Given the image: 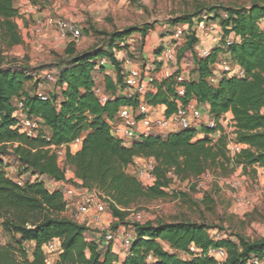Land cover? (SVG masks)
I'll return each instance as SVG.
<instances>
[{"label": "trees", "instance_id": "1", "mask_svg": "<svg viewBox=\"0 0 264 264\" xmlns=\"http://www.w3.org/2000/svg\"><path fill=\"white\" fill-rule=\"evenodd\" d=\"M220 11L227 15L220 22L225 37L233 34L240 39L228 51L245 71V77H228L217 86L210 85L207 79L218 60L219 49L201 58L194 50L198 43L196 36L190 43L191 57H195L190 60L194 63L192 79L184 84L186 97L182 102L195 100L199 105H208L209 115L217 121L227 113L232 114L237 139L245 146L234 157L229 154L225 137L213 142L209 138L212 130L208 128L204 138L198 140L193 128L166 136L158 133L139 136L132 140L131 146L126 145L131 141H122L111 134L108 122L116 118L119 110L140 105L139 97L118 95V87L125 88L124 75L113 53L120 48V42L141 30L137 27L101 33L106 36V44L83 53H78L76 44L70 43L65 52L67 59L56 66L55 87L60 91L47 101L25 89L30 79L27 74L37 69L0 68V219L3 231L12 238L8 244L0 242V264H47L44 247L55 240L60 241L61 249L55 264H249L252 258L264 260V240L250 242L236 234L216 239L210 231L217 227L194 222L134 224L136 238L120 260L105 242L107 233L98 234L97 241L88 240L89 228L65 215L62 191H50L42 180L66 182L53 146L67 145L82 137L80 150L66 152V165L74 170L80 183L69 182L81 190L89 193L96 190L106 196L108 208L120 219L113 227L116 232L120 225H127L124 222L127 211L140 200L167 196L172 174L185 182L216 169L225 174L236 168H242L245 174L264 169V2L244 8H212L210 14ZM200 15L175 23L190 24ZM18 16L14 0H0V31L6 32L13 44L21 43L15 23ZM141 32L146 37L147 29ZM103 58H109L118 71L117 84L107 80L106 93L110 97L106 103L94 93L93 72L96 66L104 67L100 65ZM175 88L173 79L164 80L156 93L146 95L145 102L151 106L166 105V116L170 117L179 108ZM16 98L24 100L29 117L39 118L48 128L50 140L41 136L31 138L20 131L14 117ZM218 129H222L220 124ZM5 156L14 158L23 174L29 173L36 179L21 186L8 178L1 165ZM142 158L156 163L153 186L145 187L126 172L129 165ZM31 242L35 246L30 257L24 244ZM191 245L201 253L185 260L181 254H189ZM212 249H225L226 260L218 263L210 255Z\"/></svg>", "mask_w": 264, "mask_h": 264}, {"label": "rangeland", "instance_id": "2", "mask_svg": "<svg viewBox=\"0 0 264 264\" xmlns=\"http://www.w3.org/2000/svg\"><path fill=\"white\" fill-rule=\"evenodd\" d=\"M106 1L113 2L110 4L111 9L115 5L121 4L116 14L105 16L103 21H106L109 27H115L116 31L130 27L141 29L129 37L134 41L132 42L133 44L139 46L138 50L140 51L136 55L128 54L131 60L142 63L147 62L142 59L143 49L147 46L157 49L163 44L161 39L171 37L170 44L167 46H177V49H179L177 50V65H180L181 62H188L187 59L190 61L195 58L191 57L190 43L193 38L196 39V36L198 41L200 39L201 43H204L211 35L213 37L222 33L221 41L223 42H220V45L223 46L225 35L220 22L227 15L221 11L210 14V9L216 8L218 10L219 7L244 8L250 7L257 2H264V0ZM197 13H201V15L193 18L191 25L175 23L178 19L194 16ZM218 15L219 18L217 19ZM202 22H204V29L200 28ZM145 29H147L146 37L141 32ZM179 29L185 31V36L176 43L173 41V37ZM90 31L93 32L92 27ZM212 37L211 40L213 39ZM68 41L71 43L70 40ZM106 42V36L103 37V35L93 32L91 37L83 34V39L79 44L80 47L83 45V47L93 46L94 48L105 45ZM175 44L177 45L175 46ZM19 46H21V43L13 44L6 32L0 31V68L22 69L31 67L33 70H42L49 67L53 69L62 60L67 59L66 54L62 50H51L46 58L47 60L45 59L42 65L29 66L25 64V59L17 56V52L21 50ZM123 48L126 49L128 47ZM164 49L165 46L160 47L157 53L163 52ZM157 67L160 68L158 65ZM51 85L53 84L46 83L42 91L55 90V85L53 86L54 88ZM34 87L32 82L26 81L25 89L28 92H33ZM2 159V170L14 178L12 171L4 169L6 165H14V160L8 156ZM170 177H172L173 181L170 184V188L166 190L167 196L159 199L144 198L140 200L127 211L124 218V222L127 225H120L116 232L127 234L136 223L150 222L156 225L159 223L194 222L217 227L210 231V235L213 238L218 237V235L222 238L236 234L250 242L264 240V172L262 170L256 169V173L245 174L242 168H236L225 174L221 170L216 169L207 172L199 178L185 182H181L173 174ZM71 184L74 185V182ZM138 216H140V219ZM89 217L90 214L83 216L85 225H89L90 233H96L100 236L108 232H114L113 227L120 223V219L114 217L110 208H108V211L98 223L93 219L91 224H87L86 219ZM11 241L10 235L4 234L0 229V242L8 244ZM24 246L31 257L34 246L28 243L24 244ZM165 247H168V245L165 244ZM44 251L47 264H55L60 252L57 251L50 254L47 249ZM121 257L119 256V259ZM181 257L185 260L190 259L186 254H181Z\"/></svg>", "mask_w": 264, "mask_h": 264}, {"label": "built area", "instance_id": "3", "mask_svg": "<svg viewBox=\"0 0 264 264\" xmlns=\"http://www.w3.org/2000/svg\"><path fill=\"white\" fill-rule=\"evenodd\" d=\"M37 9L38 4L33 2L31 5L22 10L21 15H32L37 11ZM47 24L57 33L60 38L70 40L71 43L73 42L77 44L83 39L82 29L73 22L61 18H50ZM200 28H205L204 22H202ZM38 32H40V29H38ZM221 35L222 33L213 36L212 41L214 43L221 44L220 42H223L221 41ZM184 36L185 31L183 29H179L173 37V41L177 43ZM224 38V44L221 46L223 49V54L212 66L211 74L207 79L208 83L212 86H217L224 78L245 77V71L237 64V62L234 61L232 55L228 51L229 47L235 43H238L240 39L233 34ZM128 41L131 43L134 42L130 38ZM176 48L177 47L174 46L167 47L164 49L159 60L155 62H149L144 68L134 67L125 72V88H128L134 93V95H138L139 97L138 99L140 101V105L137 106L139 116L136 118L132 117L130 107H122L119 110L116 118L108 122L111 134L122 141L129 142L134 140L137 136L146 137L159 132L174 133L186 129H193L196 126H204L205 128L212 130V133L209 134V138L213 142H217L223 136L225 137L229 154L231 157H234L235 155L239 154L242 149L245 148V146H243L237 139V128L233 117L228 119L227 114L229 113H227L223 115L218 121L211 116L205 119L200 107L197 106L193 101L186 104L182 102V100L186 97V89L184 84L192 79L190 72L194 66L188 62L184 64L185 71H190L188 72L189 76L187 77L186 72H184L183 69L177 65ZM211 51L212 50L210 49H205L200 53L199 56L201 58L208 57L211 54ZM157 63L161 64L162 69L160 70L163 72V81L173 79L176 83V103L179 105V108L170 117H147L149 105L145 102V97L149 93V84L153 83L154 81L151 74L155 71L157 72ZM105 64L106 60H102L100 62L101 66ZM36 79H45L48 83H51L55 86L57 84V76L55 74L37 73ZM94 93L100 98L102 103H106L110 97V95L106 93V90L103 89V87L100 86L96 81ZM37 95L43 101H47L50 98V96L44 92H39ZM13 104L16 108L14 117L16 118L18 127L23 134L31 138H37L41 136L47 140H50L49 130L43 124V122L39 118L29 117L26 114L25 104L22 98H16ZM225 123H227V127L230 129L228 133H225L223 130ZM219 124L222 129H218ZM212 134L217 136L216 141L213 140ZM82 141L83 138L78 137L67 145L60 147L53 146V149L56 151L58 156L59 167L65 172L67 185L62 193L66 203V210L75 205L78 216L83 218L84 215L90 214V217L86 219L87 224H91L93 219L98 223L100 222L101 217L108 211L106 196L96 190L91 193L81 190L69 182L74 181V178L70 176L72 169L66 165V152L67 149H70L72 153L80 150ZM155 166L156 163L153 159H145L143 162L135 161L133 164L128 166L126 172L139 180L145 187H150L156 182V177L154 175ZM24 175H27L28 177L31 176L29 173ZM6 176L21 186H23L28 181L24 179V177L20 176L12 178L8 175V173H6ZM34 179L36 178L34 177ZM138 218L140 219V216H138ZM135 238L136 232L133 228L127 234L120 232H108L105 235V242L111 245L113 253H115V249L118 245L123 247V251L126 252L131 247ZM216 238L221 239V236L218 235ZM45 249H47L50 254L57 251L61 253L60 241L55 240L50 242L44 247V250ZM189 250L190 255L186 254L189 257L191 255H198L201 253V250L195 245H191ZM210 255H212L218 263H223L227 258V251L225 249H212L210 251ZM249 264H264V260L252 258Z\"/></svg>", "mask_w": 264, "mask_h": 264}, {"label": "crops", "instance_id": "4", "mask_svg": "<svg viewBox=\"0 0 264 264\" xmlns=\"http://www.w3.org/2000/svg\"><path fill=\"white\" fill-rule=\"evenodd\" d=\"M33 2L38 4L37 11L29 16L21 15L22 10L28 7L29 5H31ZM111 3L113 2L112 1L108 2L106 0H67V1L65 0H39V1L37 0H14V5L19 10V16L15 19V23L17 24L18 33L21 38V46H19L20 47L19 49L21 50L17 52V56H19V58L25 59L24 60L25 64L29 66H34V65L39 66V64L42 65V63L48 57L51 50H55V51L62 50L65 54L66 49L68 48L70 42L68 40L60 38L57 35V33L48 26L47 23L50 18H61V19L77 24L82 29L83 34L85 36L87 35V37H91L93 35V32H95L98 35H101V33L111 34L115 32L116 31L115 27H109L106 21H103L105 20L106 15L116 14L118 8L121 5V4L118 6L115 5L111 9V6H110ZM91 27L93 28V32L90 31ZM38 29H40V32H38ZM121 30L123 29H119L117 31H121ZM103 37L105 36L103 35ZM211 37L212 35L204 43L203 42L201 43V40L199 39L198 43L194 46V50L197 53H201L205 49H210V50L219 49V52H218V59H219L223 54V49H221L220 44L214 43L211 40ZM170 38L171 37H165L161 39V43H163L164 45L163 44L160 45L157 49L153 48L154 49L153 50L152 47L150 46L145 47L143 49V55H142V59L147 61L145 63L131 60L128 57V54L136 55V53L138 52L140 53V51L138 50L139 49L138 45H135L129 42L128 39H125L124 41L120 42V48L113 50V53L117 61L120 63L122 74L124 75L125 72L131 68H134V67L144 68L145 65H147L149 62H155L159 60L163 52L160 51L159 53H157V51L159 50L160 47H163V46H165V48L169 47L167 45L170 44V40H171ZM176 45L177 44H175V46ZM123 47H128V48L125 49ZM91 48H93V46L83 47V45H81L80 47L79 43L76 44V50L78 53L86 52L90 50ZM65 56L67 57V55ZM102 60H106V64L104 65L103 68L96 66L93 72V75H94L95 81L100 86H102L103 89L106 90L108 79H110L113 83L117 84L118 71H117V67L113 65L112 61L109 58H103ZM186 62L185 63L181 62L180 65H181V69H183V71L186 72V76L188 77L189 76L188 72L190 71H185L184 69V64H186ZM188 63H191L194 66V63L192 61H188ZM158 66H160V68H157V72L155 71L151 74L154 81L153 83L149 84V93H156L158 90V86L163 82V79H162L163 72L160 70L162 69L161 64L159 63ZM37 72L42 73V74L44 73L57 74V68L55 67L53 69L52 68L50 69L49 67H46V68H43L42 70L39 69ZM37 72H31L27 74V76L30 78L28 81L32 82L35 86L33 88L34 90L33 92L32 91L28 92L26 90V92L29 93L30 95L43 92L42 91L43 86L46 83H48L45 79H36ZM53 86L54 85H51V87ZM64 88H66V86ZM118 89H119L118 95L121 94L129 98H135V99L136 97H138V95H134V93L128 88H124L123 90H121L118 87ZM46 91L44 93H47L49 96H51V94L53 95L55 93H58L60 91V88L55 87V90L51 89V90H48L47 92ZM193 102L197 106L200 107L205 119L210 117L208 105H199L197 101L195 100ZM128 107H130L132 117L136 118L139 116L137 107L135 106H128ZM166 111H167L166 105H157V106L149 105L147 117H151V118L163 117V116H166ZM263 113H264V109H263ZM227 117L228 119H230L233 116L231 113H229L227 114ZM194 129L197 131L196 140L204 138L205 136L204 131L206 129L204 126H196L194 127ZM223 130L225 131V133H228L230 131V129L227 127V123L224 124ZM158 134L166 136L169 133L159 132ZM212 137H213V140L215 141L217 140L216 135L212 134ZM132 144H133V141L126 143L127 146H131ZM9 158L14 160V165H6L4 169L12 171L14 178L20 176V177H24V179L31 181V182L34 180V177L32 176L28 177L27 175H24L21 172V170L19 169V163L14 158L12 157H9ZM144 160L145 159H137L136 161L143 162ZM257 169H260L264 172L263 168H257ZM70 176L74 178L75 182L80 183L76 179L74 170H72ZM42 180H44L47 189H49L50 191H56V190L63 191L67 185V182H64V181L56 182V181L49 180L46 178H43ZM77 214L78 212L76 210L75 205L72 206L71 208H68L65 212V215L71 220L77 222L78 224L85 225V221L83 220V218L81 216H78ZM2 223L3 221L0 219V229L4 234H6L3 231ZM17 238H19V236H17ZM87 239L90 241H97L99 239V236L98 234L90 233L89 231L87 233ZM28 244L35 246L34 242H31ZM162 244L165 245V243L163 242ZM115 254H117L120 257L122 255V257L120 258L121 260L124 258L125 251H123L122 247L118 245V247H116L115 249Z\"/></svg>", "mask_w": 264, "mask_h": 264}]
</instances>
